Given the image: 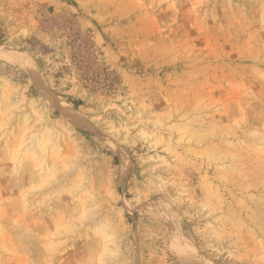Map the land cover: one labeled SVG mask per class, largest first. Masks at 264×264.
Masks as SVG:
<instances>
[{
	"label": "rangeland",
	"instance_id": "374dc122",
	"mask_svg": "<svg viewBox=\"0 0 264 264\" xmlns=\"http://www.w3.org/2000/svg\"><path fill=\"white\" fill-rule=\"evenodd\" d=\"M0 264H264V0H0Z\"/></svg>",
	"mask_w": 264,
	"mask_h": 264
},
{
	"label": "bare ground",
	"instance_id": "6f19581e",
	"mask_svg": "<svg viewBox=\"0 0 264 264\" xmlns=\"http://www.w3.org/2000/svg\"><path fill=\"white\" fill-rule=\"evenodd\" d=\"M13 59H14L13 61H15L17 64H19V65H21L23 67L26 66L25 61H22L21 59L16 58V57H14ZM34 80H36V79H34ZM39 84H40V82H39ZM45 95L47 96V98L49 99V101L51 102V104L56 109L60 110L67 117L69 116V112L68 111H69L70 107L63 100H61L60 98L56 97L53 94H50L49 92H46ZM128 166H129V159H128V157L126 155H124L122 157V167H123L124 171H127L128 170Z\"/></svg>",
	"mask_w": 264,
	"mask_h": 264
},
{
	"label": "trees",
	"instance_id": "16d2710c",
	"mask_svg": "<svg viewBox=\"0 0 264 264\" xmlns=\"http://www.w3.org/2000/svg\"><path fill=\"white\" fill-rule=\"evenodd\" d=\"M74 107H77L79 103V101H75V100H68Z\"/></svg>",
	"mask_w": 264,
	"mask_h": 264
}]
</instances>
